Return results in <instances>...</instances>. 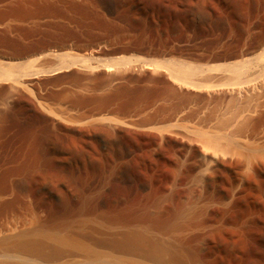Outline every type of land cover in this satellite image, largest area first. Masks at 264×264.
I'll return each instance as SVG.
<instances>
[{"label":"bare ground","instance_id":"1","mask_svg":"<svg viewBox=\"0 0 264 264\" xmlns=\"http://www.w3.org/2000/svg\"><path fill=\"white\" fill-rule=\"evenodd\" d=\"M10 1L12 0H0V8L5 7ZM98 1L105 9L113 10L112 0ZM187 1L157 0L154 7L158 19H168L171 25L173 24L172 26L183 25L185 26L183 29L187 28L193 33V39L187 41L190 44L200 34H211L213 28L190 17ZM137 5L140 4L137 3ZM8 9L3 10L4 12L0 10V38L11 37L10 35L17 29L15 20L30 23L42 13V9L41 13H37L30 7L17 9L9 6ZM9 16L15 19L9 18L11 20L6 21V17ZM254 23H251L247 34L235 41L236 43L231 34L227 33L229 30H226L227 34L217 42L214 39L220 45V51L208 56L207 65L203 62L198 64L187 60L188 58L174 59L175 54L172 56L173 60L142 58L134 63L133 60L131 62L126 59L125 61L117 60L118 62L113 60L115 63L106 64L98 72L95 71L102 66L98 65L96 70L93 69L95 72H92V77L95 78L93 94L85 96L87 93L85 95L72 93L69 95L70 92L66 91L64 93L65 95L67 93L66 96L63 97V93L58 95H62L60 99L63 97L64 101L72 104L92 106L93 113L90 122L93 130H89L93 132L95 138L93 141L96 142L99 150L105 147L117 158L115 165L112 166L110 179L119 170V174L127 183L131 182L135 187L143 188L142 190L148 193L153 186V174L159 169L160 162L165 157L163 150H169L171 154L168 157L176 165L171 178V186L164 193L162 192V195L150 196L149 192L144 201L138 205V212L144 213L150 207L162 205L164 197L172 193V188L175 185H181L185 176L192 174L201 166L193 162L190 157V151L196 149L195 141L200 142L208 154L205 156L206 164H203L205 168L199 173V184L191 187L190 198L186 195L187 200L171 205L172 208L166 218L155 221L152 220L153 218L143 220L112 218L114 211L104 210L101 196L98 195L94 205H91L92 210L83 209L74 216H72L74 213L68 212L64 214L65 218L62 216L60 219H52L49 216L48 219L42 216L33 220L32 224L29 223V226L27 224L23 228L21 226L20 229L8 228L7 232H0V264H210L203 260L199 251L194 247L193 239L197 237L195 235L201 234L204 230H216V225L209 220L211 212L218 216L217 221L221 224L229 217L230 202L226 205L219 198L215 201L208 199L215 181L224 176H222V170L227 166H232L234 172L238 173V177L250 186H257L258 182L249 169L259 173L264 180V33H258V27ZM159 33L156 35L158 36L156 44L159 45L161 51H164V55L165 51L172 48L175 42L167 40L170 37L162 39ZM3 59H0V100L7 99L8 101L9 98H16L17 93L23 89L31 91V87L40 80L39 73L36 77L25 78L23 77L26 74H23L21 78L23 68L17 66L18 64H13L14 61L10 63ZM197 61L200 62V58ZM211 62L215 65L214 63L210 65ZM60 66L66 67L62 64ZM58 70L60 68L56 69V73ZM27 75L31 74L27 73ZM4 82L7 83L2 84ZM146 82H154L162 86L152 88L149 84L141 85ZM28 86L31 90L27 89ZM31 93L33 94L32 91ZM32 102V105L36 103ZM36 105L38 104L34 106L37 107ZM39 108L37 110L41 109ZM57 115L60 116V113ZM65 118L67 119V116H64L63 120ZM57 121L52 122L59 126L62 121L60 123ZM62 125L59 126L61 131L74 130L72 126ZM75 130H77L76 127ZM63 141L62 134L56 133L45 137L43 150L47 153L46 156L49 154L60 161L59 144ZM237 155L244 159L234 160ZM135 160H139L142 164L144 173L142 177L145 175L143 181L138 180L139 171L133 168V164H136ZM26 163L28 165V162ZM27 165L25 167L28 168ZM9 179H4L6 182L0 185V217L18 213L22 208L28 211L32 207L18 195L12 199L15 193L20 195L27 191H25L24 180ZM105 184L106 188L110 182ZM220 186L223 187V185ZM181 188L184 189L182 186ZM175 190L178 189L175 188ZM55 191L64 197L66 195L65 183L59 182ZM227 194L230 201L236 197L239 202L244 201L245 195L242 191H230ZM246 196L248 197L247 193ZM32 212L30 215L37 214H32ZM261 230L260 240L264 242V225L261 226Z\"/></svg>","mask_w":264,"mask_h":264},{"label":"rangeland","instance_id":"2","mask_svg":"<svg viewBox=\"0 0 264 264\" xmlns=\"http://www.w3.org/2000/svg\"><path fill=\"white\" fill-rule=\"evenodd\" d=\"M27 1L12 0L7 2L8 4L5 7L0 8L1 11H6L9 10V6L17 9L30 7L37 13H41L42 9V13L30 23L15 20L17 29L10 35L11 37L3 36L0 38L1 60L5 58L3 61H14L13 64L21 66L22 71L25 70V72L21 71V78L23 74H26L23 78L36 77L37 73L41 76L36 85L31 87L32 90L30 86L27 88L33 94L31 91L28 92L23 89L17 93L16 98H9L8 101H6L7 99L0 100V185L4 184L2 182H6L5 180L9 178L24 180L25 191H27L20 195L15 193L12 199L18 195L19 198H24L23 200L32 207L31 209L28 207L29 212L26 208H22V211L15 212L11 214L12 216H1L0 232H7L8 228L20 229L21 226L23 228L27 224L29 226V223L32 224L33 220L35 221V219L37 220L38 217L42 216L44 218L49 216L52 219H60L62 216L65 218L66 215L64 214H68V212L74 213L72 215L74 216L78 215L83 209L92 210L98 195L101 196L103 209L114 211L112 218H137L139 220L153 218L152 220L155 221L166 218L172 206L175 203L178 204L183 200H187L188 197L190 198L191 187L200 182L199 173L205 168L203 164H206L205 156L208 154L202 144L195 141L196 149L190 151L191 160L201 166L192 174L185 176L181 185H175L171 190L172 193L164 197L162 205L150 207L144 213L138 212V205L144 201L149 192L150 196L162 195L171 186L172 174L175 172L176 167L175 163H172L168 157L171 153L168 149V151L163 150L165 157L161 160L159 169L153 174V186L148 193L142 190L143 188L135 187L131 182L127 183L119 174V170L110 179V172L117 158L113 152H108L104 146L102 150H99L96 142H94L93 132L90 131L93 126L90 122L93 113L92 106L72 104L62 98L69 92L71 93L69 95H72V93L84 95L87 93L85 96L93 94L95 91V78L92 77V74L100 71L99 69H103L106 64L115 63L113 60L118 62L121 59H126L130 62L133 60L134 63L142 58L173 60V58L181 57L183 59L188 58L187 60L198 64L203 62L207 65L208 56L210 57L220 51V45L216 42L225 34H231L234 43H236L235 41L247 34L251 23L254 22L258 27V33H264V0H190V2L188 0L190 17L213 28L211 34H203L204 36L200 34L190 44L187 41L193 39V33L187 28L183 29L185 26L174 27L168 19L157 18L154 7L157 0H112L114 11L105 9L98 0H84L85 2L83 0H67L68 2H64V0ZM45 1L48 3H45ZM136 2L140 5L138 6ZM139 9L142 11L140 12ZM9 18L15 19L9 16L6 17V21L11 20ZM222 32L223 34H220ZM158 33L162 39L170 37L167 40L170 39V41L175 42L172 48L165 51L164 55L167 54L168 56H164V51H161L159 45L156 44L158 43L156 40ZM174 54L176 56H173ZM191 57L197 60L200 58V62L195 59L192 60ZM202 58L204 59L202 60ZM72 60L74 61L72 62ZM21 62L22 64H20ZM26 62L30 69L26 67ZM213 63L211 62L210 65ZM61 64L66 67L60 66ZM98 65L102 67L98 68ZM58 67L60 70L56 73ZM93 69L97 70L93 72ZM27 73L31 75H27ZM142 84H149L152 88L162 86L154 82ZM79 91L80 93H78ZM62 93L63 97L60 99L62 95H58ZM24 96L31 102L35 101V104H41L35 107V104L33 102L34 105L31 102L28 103ZM38 108L40 110H37ZM54 111L57 114L60 113V116L63 115L62 118ZM57 116L58 118H56ZM64 116H67L68 120L66 118V121L63 120ZM79 117L80 119L82 117L81 121L78 119ZM51 120H59L57 121L59 123L61 121L67 122L65 123L66 126H72L74 130L71 132L61 131L62 129L59 126L62 124V126H65L64 122L57 126ZM56 133L64 136V141L59 144L60 161H57L53 156H49V154L46 156L47 153L43 150V139ZM39 152L42 156H39ZM238 158L244 159V157L237 155L234 160ZM26 162H28V165ZM135 163L133 168L142 173L138 172V180L143 181L145 175L142 177L144 174L142 164L139 160H135ZM26 165L28 168L25 167ZM227 167L222 170V176L225 177L223 176L215 181L208 199L215 201L216 198H219L226 205L230 202L228 207L229 217L226 222L221 224L217 221L219 220L218 216L211 212L212 215H209V220L216 225V230H204L201 234L195 235L197 237L193 239V245L199 251L203 260L210 264H264V242L260 240L261 226L264 225V180H262L263 178L259 173L249 169L258 182L257 186L255 185L256 187L250 186L245 180L238 177V173L234 172L232 166ZM231 173L232 175H230ZM108 181L110 185L105 188V183ZM59 182L65 183L66 195L64 197L58 195L55 191ZM220 185H223V187ZM249 186L251 189H249ZM175 188L178 190H175ZM227 190L232 192L242 191L245 195L244 201L239 202L237 197L230 201L227 194L230 191ZM31 212L32 214L37 213L33 214L34 218L33 215H30Z\"/></svg>","mask_w":264,"mask_h":264}]
</instances>
